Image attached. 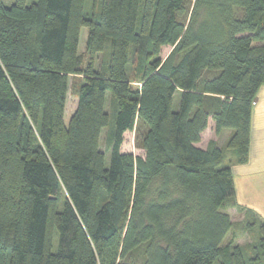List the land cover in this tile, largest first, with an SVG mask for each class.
Returning <instances> with one entry per match:
<instances>
[{"label": "trees", "instance_id": "16d2710c", "mask_svg": "<svg viewBox=\"0 0 264 264\" xmlns=\"http://www.w3.org/2000/svg\"><path fill=\"white\" fill-rule=\"evenodd\" d=\"M94 5L87 15V0H0V264H262L264 221H246L259 224L256 256L226 242L232 169L215 140L197 144L212 120L217 134L231 131L235 161H248L264 0ZM71 77L78 105L67 124ZM129 131L142 155L122 152Z\"/></svg>", "mask_w": 264, "mask_h": 264}, {"label": "rangeland", "instance_id": "374dc122", "mask_svg": "<svg viewBox=\"0 0 264 264\" xmlns=\"http://www.w3.org/2000/svg\"><path fill=\"white\" fill-rule=\"evenodd\" d=\"M14 2V0H5V3L7 5H11ZM99 6V5H98ZM95 10L94 0H87V6H86V13L87 15H93ZM87 36H88V30L87 28H83L81 32V38H80V46H79V54L85 56V49H86V43H87ZM110 51H111V44L110 42L107 44L106 50L104 53L100 54L96 60L95 68L100 73L107 70V64L110 60ZM171 52V47H164L162 49L161 57L165 58L169 53ZM138 56L133 53L132 58L130 61L128 73L133 81H139V75L137 71V61ZM135 83V82H134ZM138 85L137 83H135ZM108 98V105H107V112L110 114V122L109 125L103 130L102 136H101V150L106 153L107 156V166L110 164V158H111V150H112V136L115 133L116 130V114L114 111V104L112 102V94L111 92L107 93ZM178 97L176 98V109L178 107L177 105ZM78 105V97L75 95V87H74V79L73 77L70 78L69 83V93H68V99H67V106H66V112H65V122L68 124L71 117L74 114V111L76 110ZM230 130H224V132L220 133L218 135V145L223 148L224 155H225V164L233 163L234 151L232 149H229L227 147L228 139H229V133ZM213 136L212 130H208V132L205 134L204 139L201 142V145L205 146L208 142V139ZM122 152L127 153H133L135 156L142 155V150H139L135 146V133L134 132H127L124 135V142L121 146ZM238 204L236 205L235 201L232 199L226 207V211L230 213L232 216V220L234 222V227L229 236L227 237L226 242L234 241L236 244H238L240 247H242L246 252L247 256H256V251L253 249L254 243L257 242V236L259 234V224L252 226L249 230H245L246 228V221L251 220L252 218L245 216V214H242L240 212V208L238 209ZM250 216V215H249ZM253 222V221H251ZM54 251H57L58 248V237L54 240ZM260 257L264 259V256L259 252L258 254ZM262 264H264V261H262Z\"/></svg>", "mask_w": 264, "mask_h": 264}, {"label": "crops", "instance_id": "0c3cea01", "mask_svg": "<svg viewBox=\"0 0 264 264\" xmlns=\"http://www.w3.org/2000/svg\"><path fill=\"white\" fill-rule=\"evenodd\" d=\"M208 130H212L213 136L203 146L201 142ZM222 132L224 130L220 133ZM219 134L216 133L215 123L211 120L197 146L206 149L210 141L215 140L218 143ZM233 161H235V157ZM229 165L233 173L235 200L240 212L252 218L251 220L255 216L264 221V86L259 89L252 110L248 161L244 164L235 161Z\"/></svg>", "mask_w": 264, "mask_h": 264}, {"label": "built area", "instance_id": "2783aa9c", "mask_svg": "<svg viewBox=\"0 0 264 264\" xmlns=\"http://www.w3.org/2000/svg\"><path fill=\"white\" fill-rule=\"evenodd\" d=\"M255 104V103H254Z\"/></svg>", "mask_w": 264, "mask_h": 264}]
</instances>
